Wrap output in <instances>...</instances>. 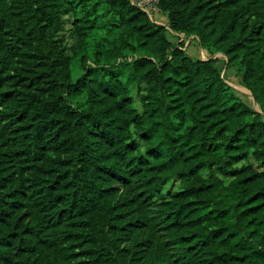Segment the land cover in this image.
<instances>
[{
  "label": "trees",
  "instance_id": "trees-1",
  "mask_svg": "<svg viewBox=\"0 0 264 264\" xmlns=\"http://www.w3.org/2000/svg\"><path fill=\"white\" fill-rule=\"evenodd\" d=\"M28 1L0 0V84L39 39ZM91 1L36 0L52 26ZM105 3L120 34L80 76L61 49L51 98L21 80L0 93V264H264V0L159 3L262 113L219 59L188 55L131 0ZM170 179L180 190L156 203Z\"/></svg>",
  "mask_w": 264,
  "mask_h": 264
},
{
  "label": "rangeland",
  "instance_id": "rangeland-1",
  "mask_svg": "<svg viewBox=\"0 0 264 264\" xmlns=\"http://www.w3.org/2000/svg\"><path fill=\"white\" fill-rule=\"evenodd\" d=\"M25 2V0H22ZM23 5V4H21ZM38 4L36 0H29L24 3L23 14L26 13L25 21L33 30L34 36H38L34 48L26 49V55H15L14 64L10 67L9 73L3 75L7 86L2 88L0 84V93L12 88L16 81L21 80L23 90L26 96L31 97L32 94H37L40 97L51 98L54 90L52 81L57 79L55 66L53 64V53L65 49L69 55L77 57L75 59L74 69L76 78L83 73V66L93 63V57L99 49L111 48L113 41L118 37L121 31L120 24H116L114 16L109 12L105 0H93L84 7L76 8L75 11L64 12L61 14L59 24L51 25L43 18L37 10ZM155 21L163 26L168 27V20L160 11L154 13ZM168 38L174 43H185L184 50L194 59L208 60L219 59L225 80L233 86L237 94L244 101L249 102L246 94L250 92L241 84V78L238 75L236 68H229L225 61L226 56L220 53L212 54L201 45L199 37L196 35H177L168 27ZM89 55L88 59L80 62V58ZM60 78H62L60 76ZM32 82L31 90L26 87L27 83ZM144 92V89L141 92ZM51 95V96H50ZM134 106L141 110L140 103L141 93L138 90L133 91ZM253 103L252 98L250 100ZM82 104L83 99L76 97L73 105ZM256 109L260 110L259 106L255 105ZM209 173L206 172L205 175ZM180 190V182L175 179H170L162 184L161 188L155 192V202L169 199L170 196ZM155 203L148 204L150 214L155 213ZM162 238H164L161 232Z\"/></svg>",
  "mask_w": 264,
  "mask_h": 264
},
{
  "label": "built area",
  "instance_id": "built-area-1",
  "mask_svg": "<svg viewBox=\"0 0 264 264\" xmlns=\"http://www.w3.org/2000/svg\"><path fill=\"white\" fill-rule=\"evenodd\" d=\"M131 2L142 11L146 12L153 20H155L154 13L160 11V0H131Z\"/></svg>",
  "mask_w": 264,
  "mask_h": 264
},
{
  "label": "crops",
  "instance_id": "crops-1",
  "mask_svg": "<svg viewBox=\"0 0 264 264\" xmlns=\"http://www.w3.org/2000/svg\"><path fill=\"white\" fill-rule=\"evenodd\" d=\"M232 87H233V86H232ZM246 90L249 91L248 89H246ZM249 92H250V91H249ZM244 94L246 95V97L249 98V102H246V101H245L248 105H250L255 111H262L260 105H259L258 103L255 102V99H254V97H253V95H252L251 92H250V95H248V94H246V93H244ZM251 98H252L253 103L250 102ZM255 105L259 106L260 110L256 109Z\"/></svg>",
  "mask_w": 264,
  "mask_h": 264
},
{
  "label": "water",
  "instance_id": "water-1",
  "mask_svg": "<svg viewBox=\"0 0 264 264\" xmlns=\"http://www.w3.org/2000/svg\"><path fill=\"white\" fill-rule=\"evenodd\" d=\"M216 59V58H215ZM256 102V101H255ZM257 103V102H256ZM257 112H259V113H262V111H257Z\"/></svg>",
  "mask_w": 264,
  "mask_h": 264
}]
</instances>
